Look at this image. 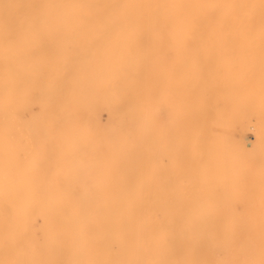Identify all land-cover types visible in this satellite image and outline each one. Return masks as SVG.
<instances>
[{
    "label": "rangeland",
    "instance_id": "obj_1",
    "mask_svg": "<svg viewBox=\"0 0 264 264\" xmlns=\"http://www.w3.org/2000/svg\"><path fill=\"white\" fill-rule=\"evenodd\" d=\"M103 1L97 6V18L90 15L73 18L69 13V0H0V264H67L65 260L69 255L66 254L75 253L76 235L83 225L98 242L93 243L94 256L103 264H109L121 217L130 202L138 198L139 175L133 167L134 120L130 111L132 89L135 92L131 84V52L127 44L117 46L111 43L112 37L103 34L111 23H118H106L112 9ZM232 4L233 8L234 1ZM245 5L247 16H254L256 0H246ZM112 47L114 52H111ZM259 52L192 54L166 50L159 57L151 56L150 94L157 114L153 117L155 121L152 118L156 127L151 132L156 134L154 141L158 143H153L152 136L150 176L153 184L149 195L177 196L183 185L187 186L186 193H194L198 183L196 185L195 179L184 173V103L185 97L190 96L191 86H186L183 79L187 81L188 75L189 81L200 75H213L220 81L216 85L219 89L214 87L217 90L208 96L209 99L214 96L210 99L214 102L210 103L218 108L211 104L212 108L206 111L208 116L202 113L199 124L212 125L206 142L219 143L221 137V149L227 148L224 152L215 148L216 152L212 145L205 147L207 151H203L201 159L192 161L193 174L209 160L219 167L236 162L243 165L240 168L244 175L241 173L229 185L237 191L223 189L217 198H208L207 202H213L215 211L221 215L232 211L249 217L250 213L264 212V186H259L264 183V156L261 155L264 151L261 148L264 145V93L260 92L264 90V58H261L264 51ZM195 55L201 57V61L193 66L186 58ZM161 60L165 74L158 77L161 86H155L156 67ZM115 61H118L116 66ZM40 64H44L43 67ZM34 65L40 67L36 69ZM207 68L211 69L210 74ZM250 69L255 72L247 71ZM43 71L47 73V76L43 74L44 78ZM140 76L143 79V75ZM249 78L250 83L254 81L253 86L249 85ZM235 82L241 88H237ZM251 87L257 88L251 91ZM225 89L226 95L232 98L216 101L214 91L222 94ZM228 89H233V93ZM219 93L218 97H222ZM157 98H160L158 103ZM232 112H237L240 119L230 118L233 123L227 125L228 129L222 127L220 122ZM244 120H249L247 125ZM223 138L227 139V146ZM216 154L220 155L219 159ZM245 168L249 169L245 172ZM210 184L215 187L214 183ZM89 213L95 216L94 221L88 218ZM159 213L163 220L162 212ZM163 240L167 246L171 245L168 236Z\"/></svg>",
    "mask_w": 264,
    "mask_h": 264
},
{
    "label": "bare ground",
    "instance_id": "obj_2",
    "mask_svg": "<svg viewBox=\"0 0 264 264\" xmlns=\"http://www.w3.org/2000/svg\"><path fill=\"white\" fill-rule=\"evenodd\" d=\"M101 1L102 0H69V13H71V17L73 18L77 15H83L84 17L90 15L97 18V12L99 11L97 6ZM233 1L234 9L231 7ZM103 2L107 8L112 9V14L107 19L106 23L118 22L111 23L110 27L108 26L102 31L103 34L105 36L108 35L112 37L114 40H112L111 43L115 42L117 43V46L120 44H127L131 52V84L132 87L135 88V92L133 91L134 89H132V101L130 106L131 117L134 120L132 127H134L135 132L134 139L132 141L133 156L135 157L133 159V167L135 169H133L139 175L138 198L135 200L131 199L132 201L130 202L128 208L125 212L123 211L124 214L120 220L121 223L119 231L115 238H113L114 251L109 259V264H264V212L258 211L255 214L250 213L248 217L247 215L238 216L234 212L228 210L229 212L221 215L218 213V211H215L213 202L211 204L207 202L208 198H217V196H219V192H221L223 189L228 188L233 192L237 191H234L233 187H229V185L234 179L237 180L239 175L243 172L242 168H240L243 165L240 166L239 163L236 164V162L235 165H228V163L223 165L219 164V167L217 166V163L213 164L209 160V162L200 165L199 169L195 172V175L192 171V161H199V159H201L200 157L203 156V151H207V149L204 150L205 147L209 148V146L212 145L213 149L216 148L219 150V148H222L221 145L223 140L221 137L219 143L212 142L211 140L209 141L212 143L206 142V136H209L210 127H212L211 123L199 124L202 113L205 112L206 114L208 108H212L213 104V107L218 108V106H215V103H210L214 96L212 97L211 95L212 98L210 99L212 100H210L208 96L210 92L213 93L214 89L217 90V83H220V81H218L215 76L200 75L197 78L189 81L190 75H188V82L186 79H183V81L187 83L186 86H191V93L189 94L190 96L188 97L187 95L185 97L184 103L186 115V126L184 132L185 142L183 146V152L185 155L184 173L185 175H189L195 179L196 185L198 183V185L194 187V193H186L185 190L187 189V186L183 185L184 187L180 189L181 192L177 196L167 193L155 194L153 196L149 195V189L153 184L151 182L152 177L150 176V163L153 159H150V153L152 141L151 137L154 134L151 132V129H155L156 127L155 122V125L152 124V118L157 116L155 111L156 109L152 107L153 105L150 94L152 86L150 83V71L152 70V65L150 63L151 56L154 55L159 57L161 52H166V50H179L183 53L192 54L228 51H234L235 53V51L238 50L264 51V0H256V9L254 10L256 13L252 14L254 15L252 17L247 16L248 14L245 5L246 0H105ZM67 13L65 14L66 16ZM100 29H102V27L99 28V30ZM115 38H118L119 40L115 41ZM105 39L106 38L104 37V41ZM114 49L115 48L112 47L111 52H114ZM261 53L263 54L264 52ZM214 56L216 55L214 54ZM117 58H119V56H117ZM186 59H190L189 62L193 66L200 63L201 61V57L196 55L189 58L187 57ZM222 63L223 62H221V64ZM113 64H115V66L118 65V61H115ZM43 65L40 64L42 67ZM246 65L249 66L248 62ZM254 65H256L255 61ZM38 66L39 65L35 66L37 67L36 69H38ZM213 66L214 65L212 64L210 67L213 68ZM218 66L220 67V65ZM227 68L230 69L229 67ZM247 68H244V70L246 71ZM36 69L33 71V73L36 71ZM156 69L157 70L155 73L157 77L155 79L154 85L161 86L160 82L158 81V77L163 73L165 74V67L162 60L160 63H158V67H156ZM207 69L209 70L208 73L210 74L211 69ZM247 71L255 72L253 69ZM250 73H248V75ZM34 74L36 75V73ZM43 74H45L44 71L42 75ZM45 75L47 76V73ZM140 75H143V79H141ZM246 75L244 76L247 77L248 75ZM46 76L43 75L42 77L44 78ZM238 79L239 78L236 80ZM251 79L254 80L253 78ZM223 81L224 80H222V83ZM251 83L249 78V85L253 86V83ZM235 86L237 88H241L236 82ZM255 86H258V84ZM246 88L248 89L249 87ZM256 88L253 87L251 91ZM233 89L236 90V88ZM137 91L142 92L137 93ZM263 91L260 92L264 93ZM214 92H216V101L218 98H220V100L232 98L228 96L229 94L226 95V89L224 92L226 96L224 93H219V91ZM218 93L222 95V97H218ZM116 98L118 100L119 96ZM159 99L160 98H157V103L159 102ZM216 105H218V103ZM224 106L227 110L230 107V105H228L227 108L225 104ZM213 109L214 110L212 111L218 114V110L215 108ZM227 110H225L226 112H224L223 115L225 114L226 116ZM236 113L231 114V116L228 117L229 119L223 118L224 121L222 122L218 120L221 124H223L222 127L224 126L228 129L229 126L227 127V125H231L233 123L230 121V118L231 120H234L232 118L237 117ZM219 115H221V113ZM166 118H168L167 115ZM213 121L214 120H212V124L214 123ZM160 122L161 121H159V123ZM245 122L247 125L248 122ZM221 124H219V126ZM169 125H171L170 122ZM235 125L237 126L236 123ZM222 127L220 128L221 131ZM227 129L223 130V134L225 131H227ZM217 132L219 133V131ZM229 135L231 136V133ZM233 135L234 134L232 133V136ZM154 136L152 138L153 143L155 142ZM233 139L234 141L237 140L236 137ZM226 140L224 139V142ZM256 142L258 143V141ZM155 143H158V141ZM223 144L227 146L226 142ZM140 145L143 146L140 147ZM263 146L264 145L261 147L262 149H264ZM232 148L235 149L234 146ZM213 149L210 150L213 151ZM225 149H221V152H224L223 150ZM233 149L232 152L235 151ZM263 152H261V155L264 156V154H262ZM211 153L213 154V152ZM227 153H229V151ZM218 154H216V157ZM5 156L6 155L4 154V158ZM214 156L215 154L213 157ZM215 159L213 158V160ZM199 163H202V161ZM246 169L247 168L244 169L245 172ZM210 183H214L215 187ZM263 184L259 185L260 188L264 186ZM209 186H213V188H210ZM10 193L12 194V191ZM258 193L260 194V192ZM159 212H162L163 220L161 217L159 218ZM89 215L90 216H88V218L91 221H94L95 216H93L92 213H89ZM244 222H250L253 224L244 226L242 225ZM77 234V248L75 249L74 254L72 251H69L66 254V256L69 255L65 260L66 263L103 264L99 257L96 258L93 254L92 249H95L93 243L98 242H96L94 236L90 234L89 228L83 225L81 228H79ZM165 235L171 240L170 246L164 244L163 237ZM87 252V259H85V254Z\"/></svg>",
    "mask_w": 264,
    "mask_h": 264
}]
</instances>
